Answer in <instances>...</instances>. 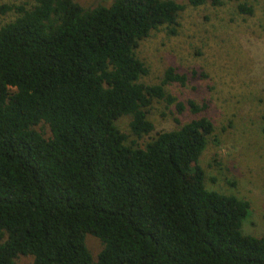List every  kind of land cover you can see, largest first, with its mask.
<instances>
[{
  "label": "trees",
  "instance_id": "obj_1",
  "mask_svg": "<svg viewBox=\"0 0 264 264\" xmlns=\"http://www.w3.org/2000/svg\"><path fill=\"white\" fill-rule=\"evenodd\" d=\"M208 2L223 5L189 0ZM185 9L173 0L0 4V15H17L0 26V264H264V237L243 232L250 203L206 188L211 120L159 132L145 148L116 126L130 117L133 136L150 135L161 101L179 115L206 112L167 92L188 82L174 67L159 85L142 82L150 69L140 43L163 27L175 34ZM87 236L103 245L97 260Z\"/></svg>",
  "mask_w": 264,
  "mask_h": 264
},
{
  "label": "rangeland",
  "instance_id": "obj_2",
  "mask_svg": "<svg viewBox=\"0 0 264 264\" xmlns=\"http://www.w3.org/2000/svg\"><path fill=\"white\" fill-rule=\"evenodd\" d=\"M84 8L111 6L114 0H74ZM186 9L180 14L176 33L163 27L140 43L137 57L150 69L142 79L159 85L169 67L188 76L185 86L166 87L178 101L206 104L197 116L190 110L179 115L174 105L155 102L149 120L155 131L141 139L130 130V117L116 122L128 136V145L145 148L159 132H169L200 117L212 121L213 137L200 165L206 188L248 201L250 216L243 221L244 234L264 237V0H222L194 8L189 0H173ZM1 5L23 6L36 0H0ZM253 9L243 14L239 6ZM17 18L13 12L0 15V26ZM193 73H196L194 76ZM47 131V130H46ZM86 244L97 260L102 243L87 236ZM33 258L20 256L17 264H32Z\"/></svg>",
  "mask_w": 264,
  "mask_h": 264
}]
</instances>
